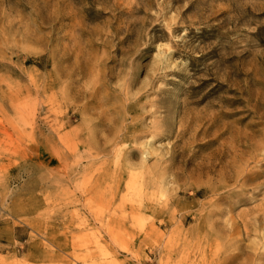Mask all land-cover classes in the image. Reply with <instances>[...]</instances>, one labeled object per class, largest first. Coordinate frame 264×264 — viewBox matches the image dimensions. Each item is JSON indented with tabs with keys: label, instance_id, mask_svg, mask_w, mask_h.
<instances>
[{
	"label": "rangeland",
	"instance_id": "374dc122",
	"mask_svg": "<svg viewBox=\"0 0 264 264\" xmlns=\"http://www.w3.org/2000/svg\"><path fill=\"white\" fill-rule=\"evenodd\" d=\"M0 264H264V0H0Z\"/></svg>",
	"mask_w": 264,
	"mask_h": 264
},
{
	"label": "bare ground",
	"instance_id": "6f19581e",
	"mask_svg": "<svg viewBox=\"0 0 264 264\" xmlns=\"http://www.w3.org/2000/svg\"><path fill=\"white\" fill-rule=\"evenodd\" d=\"M239 171H237L236 173H239V172H241L242 170H244L242 167H239ZM240 178V180L244 183L245 181H248L250 178L249 177H246L245 175L244 176H242V177H239ZM233 180V179H232Z\"/></svg>",
	"mask_w": 264,
	"mask_h": 264
}]
</instances>
